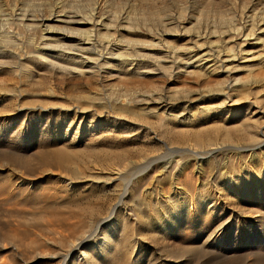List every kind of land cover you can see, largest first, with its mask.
I'll return each instance as SVG.
<instances>
[{"label":"rangeland","instance_id":"1","mask_svg":"<svg viewBox=\"0 0 264 264\" xmlns=\"http://www.w3.org/2000/svg\"><path fill=\"white\" fill-rule=\"evenodd\" d=\"M111 1L115 5L114 10L124 8L129 12L131 22L140 29L156 31L166 30L167 25L173 28L179 21L192 16L194 4V0ZM57 2L65 5L88 4V0H0V20L19 4L29 14H36L38 10L48 11ZM197 5L200 11L194 13L186 29H215L217 24L218 31H221L247 8L264 15V0H198ZM8 24L3 23L0 29L15 32V26ZM182 44L183 41L175 40L172 45L180 48ZM158 76L150 81L162 88L170 86L169 83L181 89L191 85L186 86L183 78L168 81L165 76ZM250 78L246 79V86L249 85L250 89L237 86L238 89L233 88L231 96L240 95L243 106L253 107L250 109L253 121L259 119L260 123L263 122L255 132L260 129L264 132V78ZM56 81L49 86L67 100L65 103L47 106L39 99L24 100V94L17 93L8 104L9 109L15 111H10L13 115L10 122L3 119L5 114L0 106V248L3 250L1 258L5 259V263L0 261V264H59L71 251L74 242L82 239L87 232H93L112 213V208L124 194L127 173L155 159L171 157L170 151L173 149L187 147L185 141L196 133L195 130L201 134V129L203 135H206L202 130L204 128L208 127L211 132L214 130V121L206 122L204 128L198 126L200 123L196 121L194 124L197 127L188 128L191 133L182 136L180 133H164L159 126L151 130L140 126L135 130L128 125V121L112 120L107 114L96 110L95 106L89 109L88 114L76 113L73 110L80 95L98 92L106 102L112 92L123 91L118 78H94V81L90 78L91 86L83 85L85 81L79 77L66 78L63 80L65 85L60 80ZM219 104L222 105L220 101ZM59 107L66 110L71 108L72 112L60 110ZM231 108L228 104L224 110ZM35 110L42 111V115ZM216 121L218 127H223L218 128V135L226 129L234 132L241 123L240 119L227 118V115H218ZM235 134L243 136L241 133ZM244 138H238L236 146L248 148V151L220 152L216 158L218 167L213 166L217 163L212 160L213 169L203 177L204 182L192 178L189 173L177 184L184 191L176 196L173 194L175 183L171 181L172 176L184 162L193 158L176 157L167 173L169 176H163L158 184L149 179L140 182L141 185L137 184L133 195L119 204L120 228L112 238H108L111 239L108 244L112 251L96 260V238L86 250L92 256L89 264H259L260 261L263 264L264 154L256 146L259 141ZM259 140L262 143L264 138L260 137ZM200 184L205 187H199ZM170 192H173L172 195ZM191 203L200 204L195 208L198 212L183 218L177 228H170L173 212ZM224 223L228 226V234L219 245L200 247L195 242L197 237L208 236Z\"/></svg>","mask_w":264,"mask_h":264},{"label":"bare ground","instance_id":"2","mask_svg":"<svg viewBox=\"0 0 264 264\" xmlns=\"http://www.w3.org/2000/svg\"><path fill=\"white\" fill-rule=\"evenodd\" d=\"M197 1L193 2L192 16L183 21L181 19L182 22L178 19L176 26L172 21L175 26L173 28L171 25L164 24L166 30L163 28V31L140 29L131 22L130 13L124 8L120 11L114 10L115 5L111 0H88V4H79L80 6L57 2L53 3L48 11L38 10L36 14H29L20 8L19 4L14 6V9L6 14L3 20H0L2 25L9 23L16 28L15 32L10 29L11 32L7 31L8 29L6 31L0 29V106L5 114L3 119L6 122L12 121L11 112L15 111H11L8 104L17 93L24 94L26 97L24 100L39 99L47 106L48 104L65 103L67 100H64L58 95L59 92L49 85L56 80L62 81L65 85L63 80L66 78L78 77L85 81L83 83L85 86H91L90 78L93 81L94 78H118L123 91L119 89L121 93L112 92L106 102L98 92L91 95L79 94V104L77 103L73 110L76 113L88 114L89 109L95 106L96 110L104 115L107 114L112 120L128 121V125L133 126L135 130L140 126H145L149 130L159 126L164 133L174 132L173 134L180 133L182 136L191 133L188 128L197 127L194 124L196 121L200 123L198 126L203 128L205 124L207 125L206 122H215L213 132L207 127L202 129L206 134L203 135L200 129L202 136L199 130H195L196 133L194 132L188 141H185L187 142L185 145L188 146L171 150V157L155 159L156 161L142 164L127 173L124 194L120 202L112 208V213L93 232H87L82 239L74 242L71 251L63 258L61 257L59 264H89L92 256L88 255L86 250L91 247L90 243L96 238H98V244L94 258L99 260L105 254L110 253L112 249L108 241L111 239L108 238H112L116 230L120 228L119 204L133 195L136 185L140 182L149 179L158 184L162 177L171 170L176 157H187L194 160L189 159L184 162L181 169L173 174L171 181L175 184L173 185L174 193H172L175 196L184 191V188L177 187V184L179 185L189 173L192 174V178L204 182L203 177L209 174L210 169H213L211 168L212 160L217 163L216 158L220 152L224 150L248 151V148L236 146L238 138L246 136V139L252 142L259 141V143L261 142L260 137L264 138V132L261 129L255 132L263 125L261 124L263 122L260 120V123L259 119L253 121L250 115L252 113L250 109L253 107L243 106L240 95L239 97L231 96L233 88L238 89L237 86L245 88L247 78L253 77L254 80L259 77L264 78V15L256 14L254 10L247 8V10L243 9L246 11H242L241 16L235 18L229 26L219 30L220 32L216 23L215 29L211 27H205L203 30H195L193 27L186 29L185 26L191 23L194 13L199 10ZM5 3L8 4V2ZM223 17L226 16L223 15ZM175 40L176 42L183 41L184 44L177 48L172 45ZM158 75L165 76L168 81L183 78L186 86L191 85L181 89L182 87L177 88L168 82L170 86L162 88L163 86L150 81ZM261 79L259 80L262 81ZM72 85L76 86V83ZM79 85L82 84L79 82ZM247 88L250 89L249 85L246 86V90ZM112 96H117V98H112ZM85 101L88 102L85 103ZM218 101L222 105H218ZM228 104L232 108L224 110ZM64 107L58 109L64 111L66 110ZM38 111L35 110V112ZM66 112H72V109L68 108ZM37 114L42 115V111ZM218 115L240 119L241 123L239 122L240 125L234 129V132L241 133L243 136H236L230 129L223 130L224 132L218 135V128H223L218 127V121H216ZM259 143L256 146L264 154V141ZM210 147L213 148L208 149ZM163 159L165 161H162ZM218 163L213 166L218 167ZM189 170L192 173L188 172ZM199 187H205V185L200 184ZM195 205V203L185 204L179 210L174 211L170 216V221L168 220L170 228H177L183 222V218L198 212L195 208H198L200 204ZM260 220L262 222V219ZM103 226L106 228L102 229ZM227 234L228 226L225 224L208 236L197 237L195 242H198L200 247L219 245ZM75 253H77L76 256H74ZM2 254L3 250L0 248L1 262L5 260L1 258Z\"/></svg>","mask_w":264,"mask_h":264}]
</instances>
